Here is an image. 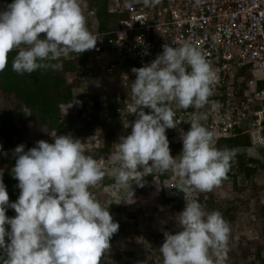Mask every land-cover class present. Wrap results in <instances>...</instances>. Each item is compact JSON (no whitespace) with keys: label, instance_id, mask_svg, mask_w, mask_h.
Here are the masks:
<instances>
[{"label":"clouds","instance_id":"obj_1","mask_svg":"<svg viewBox=\"0 0 264 264\" xmlns=\"http://www.w3.org/2000/svg\"><path fill=\"white\" fill-rule=\"evenodd\" d=\"M141 2L149 7L161 0H132ZM98 39L87 27L80 0H13L0 11V72L13 51L12 70L18 75L61 70L62 57L92 50ZM131 71L136 78L128 111L137 118L127 124L131 134L120 138L112 156L119 165L112 170L118 185L132 198L133 176L143 169L135 182L142 187V178L156 169L174 172L183 191L219 186L236 156L234 149L216 148L213 134L198 120L183 134L178 156L171 155L166 136L178 124L169 102L183 109L202 107L212 95L217 74L202 51L188 42L179 47L165 43L150 64ZM22 112L31 115L27 108ZM53 140H40L26 152L22 144L15 148L11 171L20 195L14 203H9L0 170V264H101L118 232L108 208L89 191L106 172L85 154L80 139L57 135ZM8 207L15 210L14 218L6 216ZM177 218L179 231L165 232L159 248L163 264H224L230 227L219 211L206 212L191 200Z\"/></svg>","mask_w":264,"mask_h":264},{"label":"built area","instance_id":"obj_2","mask_svg":"<svg viewBox=\"0 0 264 264\" xmlns=\"http://www.w3.org/2000/svg\"><path fill=\"white\" fill-rule=\"evenodd\" d=\"M80 6L89 31L100 39L94 49L67 57L77 68L86 63L94 70L107 83L104 89L112 97L101 102L97 92H89L61 99L56 105L60 120L76 121L85 104L83 116L91 121L96 117L101 141L103 129L110 138L107 125L119 126L120 138L131 134V127L126 126L137 118L128 111L134 102L131 86L136 78L131 70L150 64L165 43L179 47L188 42L202 51L217 80L202 107L183 109L177 102H169L178 122L166 130L169 143L182 145L183 134L198 120L213 134L214 141L247 134L253 149L264 152V0H161L149 7L132 0H107L105 13L110 22L101 29L88 2L80 0ZM64 78L76 85L85 82L74 70L66 71ZM143 110L146 114L151 111Z\"/></svg>","mask_w":264,"mask_h":264},{"label":"rangeland","instance_id":"obj_3","mask_svg":"<svg viewBox=\"0 0 264 264\" xmlns=\"http://www.w3.org/2000/svg\"><path fill=\"white\" fill-rule=\"evenodd\" d=\"M91 74L88 70L85 71V80H88ZM97 84L93 81L91 83L86 82L84 87L81 86L78 89L74 87L69 97L62 96L61 99L69 100L73 95H84L89 93L88 89L99 93L100 86ZM1 108L9 111L12 124L6 135L0 137V152L10 143L15 148L22 144L26 151L36 147L40 140L54 143L53 139L57 135L50 136L47 134L45 118L30 110L31 115L23 113L22 111L26 106L18 99L14 91L9 90L5 93L0 91ZM81 118L78 123L72 124L67 134L63 135H71L73 138L81 140L86 149L85 154L97 160L106 172L103 180L107 177H114L112 170L119 165L113 164L112 153L117 149L120 140L118 135L122 132L121 128L107 125L110 138L105 137L103 129L104 138L101 141L100 138L102 137L97 136L101 127L96 128L94 126V131L87 134L88 129H93V126L90 127L91 124H87L88 122L91 123V119L88 120L84 116L82 120ZM81 121L83 123H80ZM74 128H80L82 131L80 134H75ZM236 152L243 153L241 148L236 149ZM1 167L2 164H0V169ZM255 179V187L242 184L240 190H235L231 189L229 183H221L211 191L202 192L199 190H181L182 180L175 173L162 180H158L153 175L147 186L141 187L130 181L132 183L130 191L134 194L132 198L124 186L115 182L111 186L114 193L119 196L118 214L121 216L123 229L114 239L113 248L121 251L128 248V244H133L135 248L137 247L134 257L145 260L148 257L145 249H148L153 242H158L160 247L164 242L165 232L175 234L179 231L178 214L184 209L185 203L197 200L202 193L199 203L206 212L219 211L224 218V209L233 210V218L227 220L230 236L227 243V258L224 264H264V212L262 216L254 214L261 201H264V172L260 177L257 178L256 176ZM100 183L101 181L97 185ZM92 194L93 196L96 195L95 193ZM181 194L183 197L179 200L178 197ZM113 215L117 214L114 213ZM159 257L160 254L155 257L153 262L157 264ZM213 258L215 259L214 255ZM101 264L103 263L101 262Z\"/></svg>","mask_w":264,"mask_h":264},{"label":"trees","instance_id":"obj_4","mask_svg":"<svg viewBox=\"0 0 264 264\" xmlns=\"http://www.w3.org/2000/svg\"><path fill=\"white\" fill-rule=\"evenodd\" d=\"M0 11H3L7 8L13 0H0ZM90 6L94 9L95 17L97 20V28L101 29L104 27L107 15L105 13V0H89ZM43 38V37H42ZM16 51H13L9 54L8 65L3 72H0V91H14L17 94L19 100L23 102L26 108L40 117L45 118L47 134L50 136L53 135H63L69 132V129L72 127V124H76L80 121L85 108L81 106L78 114L76 115L77 120L73 121L69 118L59 119L57 114V103L61 100L62 96L65 98L69 97L71 90L75 87L78 89L81 86H85V83H91V81L98 83L100 86V92L98 98L101 102L108 101L112 95L110 91L104 89L107 86V83H104L96 74L94 70L88 67V65L83 64L81 68H77L72 60L68 57H62L59 61L62 63L63 67L61 70L54 71L52 69L47 70H37L32 74H23L18 75L12 70V60ZM57 61H53L56 63ZM75 71L77 74H82L84 76L85 71L91 72V77H88V80L81 85H76L73 83H68L65 81V72L66 71ZM87 79V78H86ZM89 92H94L88 89ZM88 93V92H87ZM95 93V92H94ZM89 94V93H88ZM114 96V94H113ZM96 95H93V98L96 99ZM84 102H86L84 100ZM91 116L90 113L87 114ZM81 118V120H82ZM90 127L93 126V129H88L87 134L94 131V126L97 124L95 116H92ZM120 122L121 119L119 118ZM12 117L9 111L5 108L0 109V137H4L8 132V129L11 127ZM75 134H80L82 130L80 128H74ZM253 144L249 139L247 134H235L234 136L229 137H218L215 140V147L218 149H236L243 148V153H237L235 158L231 162L230 169L226 175V179L222 180L221 183H229L231 189L240 190L242 184L255 187V177H260L264 172V152L259 149H253ZM170 152L172 156H178L182 151V145L176 143H169ZM0 152V164L2 167L0 170L3 172V183L6 186V191L9 195V203H14L18 200L20 195V189L18 188V180L14 178L11 169L15 166L16 154L14 152L15 147L10 143L6 148L1 149ZM26 152V149L24 148ZM143 174V169L138 170V174L133 176L131 181L137 182V177ZM174 174L171 171L160 172L159 170L153 169L152 173L146 175L142 178L141 183L143 185H149L153 175L158 180L167 178L169 175ZM116 182L114 177H107L102 180L101 183L93 188H90L91 193H95L94 198L105 208H108L110 215L113 218L114 222L119 224L118 232L115 233L110 240V249L106 251L102 257L101 262L103 264H156L153 261L159 253L158 242H153L148 249H145L148 257L143 260L139 257H134V252L137 247L135 245L128 244L129 247L123 250H115L113 248V241L117 235L122 232L123 222L121 221V216L119 212L118 203V194L114 193L113 187L111 186ZM137 184V183H136ZM138 185V184H137ZM202 193L199 195L196 200L199 202ZM182 194L179 195L178 199H182ZM264 212V201H261L257 210L255 211L256 216H262ZM116 213L117 215H113ZM223 213L225 214L224 219L231 220L233 218V210L228 211L224 209ZM6 216L9 218H14L16 216L15 210L11 207H8L6 210ZM264 218V217H263ZM255 225V223H252ZM6 231L10 232V225H6ZM6 244L10 243L8 237H5ZM140 245V244H139ZM158 246V247H157ZM3 250H0V256H3ZM157 264H163V257L160 254Z\"/></svg>","mask_w":264,"mask_h":264},{"label":"crops","instance_id":"obj_5","mask_svg":"<svg viewBox=\"0 0 264 264\" xmlns=\"http://www.w3.org/2000/svg\"><path fill=\"white\" fill-rule=\"evenodd\" d=\"M88 2V4L90 5V2L89 0H86ZM107 0H105V3H106ZM91 7V6H90ZM109 22H110V17L107 15V18H106V21L104 23V27L108 26L109 25ZM103 27V28H104Z\"/></svg>","mask_w":264,"mask_h":264}]
</instances>
